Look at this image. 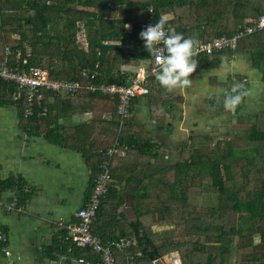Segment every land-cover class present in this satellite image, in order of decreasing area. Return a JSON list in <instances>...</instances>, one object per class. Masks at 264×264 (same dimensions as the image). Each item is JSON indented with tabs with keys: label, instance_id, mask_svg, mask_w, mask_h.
Segmentation results:
<instances>
[{
	"label": "trees",
	"instance_id": "1",
	"mask_svg": "<svg viewBox=\"0 0 264 264\" xmlns=\"http://www.w3.org/2000/svg\"><path fill=\"white\" fill-rule=\"evenodd\" d=\"M263 13L264 0H0V61L9 46L14 51L9 57L12 66L22 65L30 50L31 57L24 66L48 69L54 78L81 80L85 85H129L135 76L129 66L151 58L139 36L144 23L155 24L164 16L177 32L199 44L233 36ZM237 55L248 58L264 84V29L241 37L234 50L200 53L195 71L207 75L211 85H216L219 82L212 71ZM152 79L147 82L150 87ZM228 82L224 91L206 98L210 114L218 118L232 112L225 110L223 100L234 85H242L240 91L246 93L235 112H240L249 98L248 75L237 73ZM18 93L19 98L14 100L13 95ZM76 95L93 117L90 122L69 127L58 123L63 114L58 111L73 107L71 97L44 90L34 113L26 117L24 93L15 83L0 79V106L16 105L28 134L43 136L84 155L93 171L88 197L105 159L103 152L116 138L133 146L131 151L137 154L155 156L157 152H153L155 143L147 136L135 142L136 136L127 130L131 117L118 133L116 98L85 88ZM99 103L113 107L109 118H94V106ZM248 121V126L236 127L227 137L215 139L210 133H197L183 138L176 148L175 163L140 179L132 193L136 219L129 224L122 220L114 224L115 208H106L109 212L103 215L109 200L118 206L124 201L123 193L111 180L93 231L103 242L122 237L135 241L123 251L114 249L118 263H127L132 254L138 264H154L177 253L179 260L174 264H264V109ZM158 123L161 129L167 126ZM91 135L93 141L87 143ZM111 168L115 179L116 171L113 165ZM135 179L128 175L125 181ZM25 186L21 177L0 179V192L17 188L21 201L30 195ZM64 242L63 250H67L69 243ZM78 247L74 245L72 250ZM88 250V258L97 261L98 254Z\"/></svg>",
	"mask_w": 264,
	"mask_h": 264
},
{
	"label": "crops",
	"instance_id": "2",
	"mask_svg": "<svg viewBox=\"0 0 264 264\" xmlns=\"http://www.w3.org/2000/svg\"><path fill=\"white\" fill-rule=\"evenodd\" d=\"M130 29L131 26L127 28ZM239 58L242 59L235 57L212 71V74L217 75L219 83L216 85H211L207 75H201L196 71L189 77L193 81L190 87L173 92H167L162 88L155 77H152L153 85L150 87L147 84L150 77L147 79L149 93L134 99L131 117L133 121L127 126V130L136 136L134 138L136 143L144 136L149 137L151 143H155L152 150L157 152V155L137 154V151L132 152L133 146L131 148L126 141L121 142L123 151L112 157L111 167L113 165V171H116V177L112 182L116 183L118 191L123 193L124 201L118 206L112 202L113 200H109L103 212V215L109 212L106 208L117 209L114 224L121 220L122 223L129 224L136 219L132 193L139 187L140 179L177 161L176 145L180 136L188 137V127L191 125L193 127L194 121L201 115L205 117L210 114L206 98L225 90L223 81L229 74L235 73L234 67L246 66L243 61L241 64L237 62ZM149 61L150 58L147 61L143 59L138 65L129 68L136 74L138 67L148 65ZM76 94L69 96L74 103L70 110L58 111V114L63 112L59 117V124L74 127L92 120L93 112L83 108ZM109 107L102 103L94 106V118L97 117L99 120L109 118L113 112V107ZM196 113H200V116L195 117ZM158 121L161 125L167 126L161 129ZM94 127V139H97L95 134L97 125ZM119 129L120 127H118L120 134L123 128ZM183 130H187V134ZM86 140L87 143H91L93 136ZM117 140L116 138L110 147ZM92 175V167L90 168L82 153L53 144L43 136L28 134L17 106L14 104L0 106V179L21 177L26 183L24 188L26 193H30L25 201H21L17 188L0 192V229L8 235V240L0 247V264L93 262L88 258L91 257V252L87 247L80 246L77 251H73V246L69 243L68 249L63 250L64 230L60 225L62 220L65 222L76 220L75 213L82 207L87 197ZM128 175H134L136 179L127 183L125 180ZM13 200L22 205L23 211L6 210V205ZM108 234H112V231ZM82 257L86 261H80ZM120 261H124L122 257Z\"/></svg>",
	"mask_w": 264,
	"mask_h": 264
},
{
	"label": "built area",
	"instance_id": "3",
	"mask_svg": "<svg viewBox=\"0 0 264 264\" xmlns=\"http://www.w3.org/2000/svg\"><path fill=\"white\" fill-rule=\"evenodd\" d=\"M154 23L146 22L142 25V30L146 29L149 25ZM264 29V13L249 21V24L244 25L243 29L233 36H220L211 39L205 43H199L197 51L202 54H209L217 50L223 49H236L238 41L241 37L254 33L257 30ZM163 48V46H161ZM13 49L9 46L6 47V56L0 61V79L9 83H15L20 91L25 95L28 103L24 109L26 117L34 113V108L43 97V91L49 90L60 93L65 96L76 94L82 89H88L90 92H101L105 95H110L117 98V115L119 117V127L121 130L125 121L133 115V102L139 95L149 93V88L146 86L149 77H156L159 68L155 56H151L148 65H141L135 76L132 78L129 85H122L117 83H90L83 84L81 80H66L57 79L51 76L48 69L42 67L26 68L24 65L28 63L31 57L30 50L25 54L22 65L12 66L9 57L13 53ZM166 54L164 51L161 55ZM85 77L89 74L83 72ZM19 93L13 95V99L19 98ZM123 144L117 140L115 144L108 148L104 154L105 159L101 164V170L95 179L90 196L86 197L82 207L75 213V221H60V225L64 230V241L71 244V246L88 247L98 254V260L90 262L89 264H121L118 263L114 254V249L123 251L131 247L135 241L130 238H121L117 241L109 240L103 242L100 236L93 231V225L97 220L102 199L106 197L110 190L112 180L111 176V161L112 157L123 151L121 147ZM127 148V147H126ZM125 148V149H126ZM8 211H23L22 205H19L17 200H13L6 205ZM8 240L7 233L0 229V243H5ZM84 261V259H80ZM125 264H138L135 255L128 257Z\"/></svg>",
	"mask_w": 264,
	"mask_h": 264
},
{
	"label": "clouds",
	"instance_id": "4",
	"mask_svg": "<svg viewBox=\"0 0 264 264\" xmlns=\"http://www.w3.org/2000/svg\"><path fill=\"white\" fill-rule=\"evenodd\" d=\"M139 36L144 41V48L156 57L159 68L155 78L162 88L173 92L191 86L193 81L189 77L198 67V41L177 32L164 16L159 17L154 25L147 26ZM162 51L166 54L161 55ZM241 88L242 85L236 84L230 93L225 94V110L234 111L241 104L246 95L240 91Z\"/></svg>",
	"mask_w": 264,
	"mask_h": 264
},
{
	"label": "rangeland",
	"instance_id": "5",
	"mask_svg": "<svg viewBox=\"0 0 264 264\" xmlns=\"http://www.w3.org/2000/svg\"><path fill=\"white\" fill-rule=\"evenodd\" d=\"M17 37V36H15ZM237 57H242L237 60V62L243 61V63H246L245 67H234L235 73L226 77V79L223 81L224 85L227 87V85H230V83H227V78L231 77L232 79H235V74L242 73L246 74L250 77L251 80V86L249 90V98L246 101V104L243 106L240 112L232 111L231 113H226L223 115L222 118H218L209 114L205 117L201 115L199 119L194 121V126L192 125L188 127V134L189 136L192 134L197 133H210L215 136V139L218 137H227L230 132H232L236 127H246L249 125V117L252 114L257 113L258 111H261L264 109V84L260 80V72L257 69H254L251 64H249V61L247 57H244L242 55H237ZM148 58H145V61H147ZM215 90V89H214ZM197 115L200 116V113H196L194 116L197 117ZM240 119V116H242ZM192 127V128H191ZM186 131L187 130H183ZM185 134V135H186ZM184 137V136H183ZM182 137V138H183ZM181 136L178 141V144L176 147L180 146ZM166 264H174L177 263L179 260V255L177 253L169 254L166 258Z\"/></svg>",
	"mask_w": 264,
	"mask_h": 264
},
{
	"label": "water",
	"instance_id": "6",
	"mask_svg": "<svg viewBox=\"0 0 264 264\" xmlns=\"http://www.w3.org/2000/svg\"><path fill=\"white\" fill-rule=\"evenodd\" d=\"M155 264H166V263L163 259H158L157 261H155Z\"/></svg>",
	"mask_w": 264,
	"mask_h": 264
}]
</instances>
